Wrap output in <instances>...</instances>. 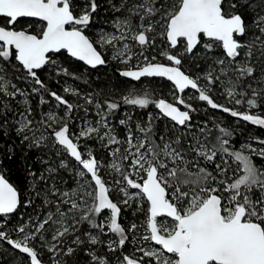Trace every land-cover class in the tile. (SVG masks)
Returning a JSON list of instances; mask_svg holds the SVG:
<instances>
[{
  "label": "snow or ice",
  "instance_id": "1",
  "mask_svg": "<svg viewBox=\"0 0 264 264\" xmlns=\"http://www.w3.org/2000/svg\"><path fill=\"white\" fill-rule=\"evenodd\" d=\"M61 60L142 94L90 119ZM189 100L264 128V0H0V264H264V139Z\"/></svg>",
  "mask_w": 264,
  "mask_h": 264
},
{
  "label": "trees",
  "instance_id": "2",
  "mask_svg": "<svg viewBox=\"0 0 264 264\" xmlns=\"http://www.w3.org/2000/svg\"><path fill=\"white\" fill-rule=\"evenodd\" d=\"M104 27L107 28V25H104ZM60 63L65 67H69L70 71H74L76 75L81 76L82 78L80 80H74L70 77H55L54 79L50 80V86L53 90L57 91L61 95L66 96V98L69 99L70 102H73L75 104L84 105V100L75 95L64 93L62 91L64 86H69L79 90L81 92V95L91 92L94 94H99V97L101 99L120 100L123 95L128 94L129 90L132 89L133 85L135 84L136 91L142 94L143 85L127 80L126 78L119 77L118 74L114 72V68L116 67L114 63L110 62L108 67H100L96 70L88 68L86 65H83L82 62L72 61L71 64H67L63 60H61ZM120 67H123V65H120ZM57 80H59L60 82L57 83ZM85 80L87 81V83H84ZM65 81L67 82V84H65ZM144 85L147 86L149 91L155 89L153 98L167 97L169 100H171V96L169 95V91L171 88L170 82L161 78H153L151 81L145 80ZM192 95H194L193 92H188L185 96V99H187L188 96ZM214 97L216 98L218 103H227L225 98L219 93H214ZM188 102L192 103L193 106L198 109V111L193 114L197 120H212L214 115L217 118V122L220 123L221 126L229 128V130H233L232 139L235 141L236 148H239L240 145L245 143L246 141L249 143H253V145L255 146L254 141L248 140L249 136H258L261 139H264V128L246 124L242 121L237 124L234 118H231L227 114H222L217 110L210 109L204 102H200L198 100H189ZM84 106L89 108L88 115L90 117H93L92 106ZM133 111H151L155 113L158 110L154 109V107L150 105L149 109L147 110L134 109ZM76 114L82 117L84 115V112L82 110H78ZM105 155L106 153H101V158H104ZM132 219L134 218L131 216H126V218L122 220V223L128 224ZM137 222L139 223V221ZM140 235L142 234L137 232L136 238L138 239ZM0 247L7 246L0 244ZM129 250H131V246L129 247ZM137 255H139V253H137Z\"/></svg>",
  "mask_w": 264,
  "mask_h": 264
},
{
  "label": "rangeland",
  "instance_id": "3",
  "mask_svg": "<svg viewBox=\"0 0 264 264\" xmlns=\"http://www.w3.org/2000/svg\"><path fill=\"white\" fill-rule=\"evenodd\" d=\"M84 115H85V114H84ZM84 115H83V116H84ZM83 116H82V117H83ZM89 118H90V119H95L94 117H90V116H89ZM77 125L82 126V125H83V121H82V120H81V121H77ZM138 233L143 234V230L140 229V230L138 231Z\"/></svg>",
  "mask_w": 264,
  "mask_h": 264
}]
</instances>
